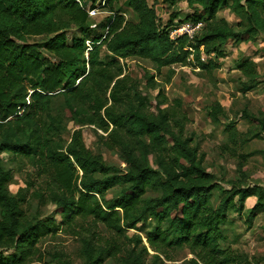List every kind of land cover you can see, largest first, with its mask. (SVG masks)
I'll list each match as a JSON object with an SVG mask.
<instances>
[{
    "label": "trees",
    "instance_id": "1",
    "mask_svg": "<svg viewBox=\"0 0 264 264\" xmlns=\"http://www.w3.org/2000/svg\"><path fill=\"white\" fill-rule=\"evenodd\" d=\"M87 1L95 6L98 0H0V264H34L42 237L89 216L125 238L129 229L154 217L156 225L146 233L154 253L147 262L150 253L139 235L118 247L101 242L93 231L82 237V264H104L108 259L164 264L161 255L172 260L168 247L188 248L193 257L186 264H250L243 254L222 246L224 226L230 211L243 215L246 201L255 196L247 218L250 225L253 215L264 209V186L223 188L217 175L207 170L205 154L192 144L193 138L174 127L169 109L162 107L164 100L153 102L143 95L125 74L124 63L130 58L150 60L155 72L141 67V73L152 89L159 85L156 73L164 67L194 61L200 71L211 72L219 67L212 54L224 55L230 38L253 41L264 34V0H186L200 6V13L184 18L172 13L162 28L148 0H126L136 19H126L115 9L116 0H108L107 32L91 39L83 5ZM224 8L245 15L243 30L219 17ZM177 18L203 25L193 38L172 39L170 29ZM72 28L83 36L69 42ZM31 36L45 38L28 43ZM103 47L111 59L103 56ZM237 68L250 80L243 91L253 89L259 78L255 62L242 60ZM59 96L74 123L107 133L99 134V141L118 148L125 166L108 164L89 149L81 128L70 140L64 138V117L54 112ZM209 108L214 118L224 110L220 103ZM244 117L264 129V117L247 110ZM228 133L234 144L250 135L233 122ZM5 153L12 159L28 158L39 173H52V185L43 195L56 204L62 222L25 215L26 198L9 188L13 173L4 163ZM151 155L159 169L153 167ZM244 165L239 162L240 171ZM113 188L118 189L116 195L107 198ZM53 259L56 264H75L60 252Z\"/></svg>",
    "mask_w": 264,
    "mask_h": 264
},
{
    "label": "rangeland",
    "instance_id": "2",
    "mask_svg": "<svg viewBox=\"0 0 264 264\" xmlns=\"http://www.w3.org/2000/svg\"><path fill=\"white\" fill-rule=\"evenodd\" d=\"M148 3L156 8L161 28L168 22L172 13L178 12V17L184 18L199 14L201 11L200 6H190L186 0H148ZM83 5L85 8L96 6L89 1ZM114 7L123 12L126 19H136V14L126 5V0H116ZM110 14L107 5L99 8V12L94 16L88 14L91 24L88 38L106 34L107 18ZM218 15L226 18L237 31L244 29L245 15L236 14L228 8L221 9ZM82 36L78 28L68 30L69 42L72 38ZM44 38L31 36L28 38V43L41 42ZM223 48L224 55L212 54L219 67L211 72L200 71L194 65V61L186 65L175 64L162 68L160 73H156L159 84L156 89L150 88L142 78L141 67L155 72V65L150 60L130 58L124 63V72L138 83L143 95L153 102L164 100L162 107L169 109L174 127L177 130L182 128L184 137L193 138L192 144L198 145L200 152L205 154L207 170L217 175L223 188L230 189L233 185L264 186V129L258 126V122L251 123L244 117L246 110L258 118L264 117V34L253 41L237 42L230 38ZM102 54L107 59H111L106 47H103ZM246 59L255 62L259 78L253 89L244 92L243 88L250 83V80L237 68V62ZM217 103H220L224 110L214 118L210 115L209 107ZM54 108L55 113L61 112L64 117L66 125L64 138L70 140L72 133L81 128L84 142L89 149L102 155L108 164L125 166L118 148H109L99 141V134H103V130L93 125L80 126L73 122L62 96L55 100ZM232 122L239 131H250L249 137L244 142L240 140L234 144L228 140V129ZM12 157V154H4V163L13 173L9 188L13 193L26 198L23 204L25 215L38 216L44 220L54 218L57 223L62 222V215L57 213L56 204L47 195H43L47 192L50 183L52 185V173L49 171L39 173L28 158L12 159ZM240 161L245 164L243 171L239 169ZM151 163L153 167L159 169L153 155H151ZM117 190V188L109 190L106 197L112 198ZM149 195L153 196L155 192L150 191ZM219 200L220 193L216 190L213 197L214 204L217 205ZM256 201L255 196L246 201L243 215L235 211L229 212V221L224 226L226 239L222 241V246L233 253L243 254L249 259L250 264H264V209L253 215L250 225L247 219ZM155 225L156 219L149 217L146 221L140 222L136 229H129L128 238H125L117 236L102 222L97 224L92 216L77 218L72 226L68 227L64 224L53 233L42 237L39 258L34 264H56L53 259L55 252L64 253L75 264H82V237L86 234L90 235L93 231L101 242L116 243L118 247L130 244V238L139 235L148 247L150 255L147 256V262H150L154 250L150 247L146 233ZM167 252L172 260L161 255L164 264H186L193 257L186 247H168ZM104 264H118V262L108 259Z\"/></svg>",
    "mask_w": 264,
    "mask_h": 264
},
{
    "label": "built area",
    "instance_id": "3",
    "mask_svg": "<svg viewBox=\"0 0 264 264\" xmlns=\"http://www.w3.org/2000/svg\"><path fill=\"white\" fill-rule=\"evenodd\" d=\"M106 5V0H99L96 3L95 7H87L86 10L90 16H94L99 12V8H102ZM203 23L198 21L194 23L192 21H181L180 19H176L175 24L170 29V37L172 39H176L183 35H188L189 37H193L196 31L201 29ZM194 33V34H193Z\"/></svg>",
    "mask_w": 264,
    "mask_h": 264
},
{
    "label": "crops",
    "instance_id": "4",
    "mask_svg": "<svg viewBox=\"0 0 264 264\" xmlns=\"http://www.w3.org/2000/svg\"><path fill=\"white\" fill-rule=\"evenodd\" d=\"M253 197H254V196H253ZM248 200H250V198H249Z\"/></svg>",
    "mask_w": 264,
    "mask_h": 264
}]
</instances>
